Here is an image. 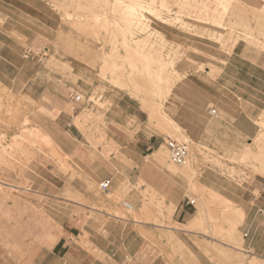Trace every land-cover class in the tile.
Returning <instances> with one entry per match:
<instances>
[{
    "label": "rangeland",
    "instance_id": "obj_1",
    "mask_svg": "<svg viewBox=\"0 0 264 264\" xmlns=\"http://www.w3.org/2000/svg\"><path fill=\"white\" fill-rule=\"evenodd\" d=\"M151 1L131 25L125 0H0V232L103 244L124 222V262L264 264L237 250L264 188V0Z\"/></svg>",
    "mask_w": 264,
    "mask_h": 264
},
{
    "label": "crops",
    "instance_id": "obj_2",
    "mask_svg": "<svg viewBox=\"0 0 264 264\" xmlns=\"http://www.w3.org/2000/svg\"><path fill=\"white\" fill-rule=\"evenodd\" d=\"M262 72L264 73V69ZM233 79L231 88L223 84L222 89L236 99L247 102L248 100L246 101L241 93L251 90L252 81L244 82L238 81L237 78ZM242 86L245 87L243 91H241ZM263 89L262 86L257 92L264 95ZM262 193H264V188L260 189L259 196L251 203L254 209L250 207L243 216L244 219L240 226L243 232L242 250H237L264 260V197H261ZM120 223L119 236L111 231L99 233V239L104 241L103 244L96 242L97 233L66 232L62 227L55 233L26 231L13 238L5 237L6 234L0 232V240H26V242L13 244V248L7 251L0 247V264H219L210 261L206 256L195 262H192L193 260L189 257V260L167 262L161 256L145 259L141 254L136 257L129 256L130 262H124L126 260L124 258L126 256L124 253V222ZM50 236L54 238L52 243H49ZM190 254L194 256L192 251Z\"/></svg>",
    "mask_w": 264,
    "mask_h": 264
},
{
    "label": "built area",
    "instance_id": "obj_3",
    "mask_svg": "<svg viewBox=\"0 0 264 264\" xmlns=\"http://www.w3.org/2000/svg\"><path fill=\"white\" fill-rule=\"evenodd\" d=\"M75 102H79L81 100V97L78 95H75L73 97ZM215 110H210V114H215ZM166 149L168 151L169 160L178 166L184 165L188 159L189 156V146L184 142H177L173 140H167L165 142ZM109 181H103L99 184V189L102 192H106L108 190ZM194 200H187V205H194ZM122 207L131 210V206L128 203H122Z\"/></svg>",
    "mask_w": 264,
    "mask_h": 264
},
{
    "label": "bare ground",
    "instance_id": "obj_4",
    "mask_svg": "<svg viewBox=\"0 0 264 264\" xmlns=\"http://www.w3.org/2000/svg\"><path fill=\"white\" fill-rule=\"evenodd\" d=\"M128 4H126V6H124V8L126 9V14H127V22H128V24H131V25H133L134 23H132V18H129V17H133V16H135L136 15V13H137V11H143V10H145V12L146 13H149V14H156V11H157V9H155V8H153V7H150V5H147V6H145V5H142L141 3H139V0H125ZM151 4H154V0H152L151 1ZM161 7H165V6H163V5H161ZM135 14V15H134ZM191 14H193L192 12H191ZM190 14V15H191ZM209 15V14H208ZM185 16V15H184ZM135 18V17H134ZM131 20V21H130ZM152 21H154V20H152ZM156 23H158V22H156ZM196 23V22H195ZM136 24V23H135ZM197 24V23H196ZM165 25V24H164ZM198 25H199V23H198ZM205 25V24H204ZM166 26V25H165ZM203 26V25H202ZM206 26H208L207 24H206ZM210 27V26H209ZM213 27V26H212ZM161 28V27H160ZM127 40V38H125L124 39V43H125V41ZM128 43H129V41H127L126 42V45H128ZM177 129H179L178 127H177ZM130 205V204H129ZM131 206V205H130ZM130 211H134V208H133V206H131V210Z\"/></svg>",
    "mask_w": 264,
    "mask_h": 264
}]
</instances>
